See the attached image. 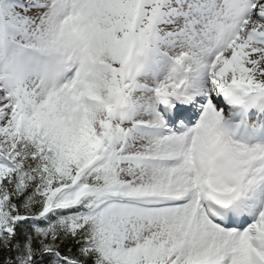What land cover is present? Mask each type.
<instances>
[{"label": "snow or ice", "instance_id": "snow-or-ice-1", "mask_svg": "<svg viewBox=\"0 0 264 264\" xmlns=\"http://www.w3.org/2000/svg\"><path fill=\"white\" fill-rule=\"evenodd\" d=\"M0 264H264V0H0Z\"/></svg>", "mask_w": 264, "mask_h": 264}]
</instances>
